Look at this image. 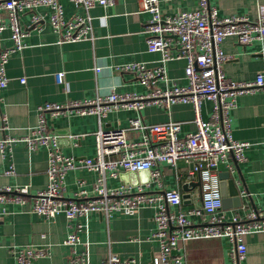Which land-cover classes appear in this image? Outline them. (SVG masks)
<instances>
[{
    "label": "built area",
    "instance_id": "built-area-1",
    "mask_svg": "<svg viewBox=\"0 0 264 264\" xmlns=\"http://www.w3.org/2000/svg\"><path fill=\"white\" fill-rule=\"evenodd\" d=\"M70 1L81 7L83 13L65 18L59 0H0V11H5L7 15V25L1 21L0 30L8 27L11 39L10 45L0 50V91L8 83L6 64L9 56L25 46L30 29L40 30L47 20L53 31L60 35L59 41L93 39L90 10L96 5L107 7L114 3V0ZM137 1L140 9L149 14L145 24V43L149 52L160 53L159 64L147 67L143 62L129 61L116 68L131 73L146 88V92L120 93L112 89L105 95L97 94L92 98L40 105L37 123L28 127L21 137L7 135L0 139V152L5 155L19 141L30 152L44 146L47 151V183L33 193L27 185L1 186L0 203L22 204L30 201L31 210L46 220L64 215L69 228L64 243L70 246L79 242V232L88 229L90 213H100L108 219L114 212L133 215L140 207L148 206L153 209L151 239L158 244L152 256L153 264H185L184 257L177 252L180 242L222 237L233 243L232 257L238 264L245 255V235L264 231V215L252 212L245 219L224 216L218 167L223 163L227 165L229 156L235 162L245 159L244 152L249 142L233 138L229 112L236 104L237 95L264 89V71L257 72L251 81L227 78L223 64L229 55L223 51L221 44L229 36L243 45L263 40L264 5L258 6L257 18L250 19L245 14L219 16L209 0H198L199 6L195 10L173 13L164 12L160 0ZM24 13H29L26 25H22L21 20ZM180 58L186 61L184 73L187 83L159 86L158 81H168L166 62ZM54 79L61 84L63 72H55ZM20 81L24 82V78ZM205 99L212 103L209 120L201 117V102ZM175 103L191 104L194 131L180 135V122L147 123L140 115L146 105L157 104L168 111ZM117 109L135 110L139 115L130 118L129 125L124 128L102 127L103 117ZM46 114L51 118L59 115H96L98 128L94 132V156L76 158L63 154L60 149L62 136L77 141L84 134L62 135L49 129ZM0 115L1 128L6 129L7 119L1 108ZM131 132H140L141 137L131 139ZM179 160L191 163L184 180L190 182L197 177L200 182V204L185 210L177 209L183 201L180 191L163 187L160 167L162 164L175 166ZM78 165L96 173L94 187L91 192L79 189L74 197H66L63 194L65 175ZM227 167L233 170L230 164ZM145 170L149 173L146 182L107 185V178H119L120 172ZM14 172L13 164L4 171L6 174ZM152 185L158 189L151 191ZM84 244L85 250L80 255L72 251L67 264L135 263L133 259H122L111 252L99 263H91L88 242ZM12 252H16L17 264H34L36 258L48 253V248L27 245Z\"/></svg>",
    "mask_w": 264,
    "mask_h": 264
},
{
    "label": "crops",
    "instance_id": "crops-1",
    "mask_svg": "<svg viewBox=\"0 0 264 264\" xmlns=\"http://www.w3.org/2000/svg\"><path fill=\"white\" fill-rule=\"evenodd\" d=\"M65 18L83 9L70 0H59ZM217 9L219 16L245 14L256 19L258 6L264 0H209ZM160 6L166 13L178 10H195L198 0H160ZM41 10L47 11L42 8ZM93 26V39L78 41H59L60 35L53 31L48 21H44L40 30L30 29L25 38V46L9 56L6 64L8 83L0 91L1 112L5 114L8 127L2 129L0 115V139L9 135L21 137L28 127L37 123L38 107L45 102L66 103L69 100L92 98L105 95L112 89L117 92L144 93L146 88L128 72L117 70V66L129 61L143 62L147 67L159 64L160 53L149 52L145 43V24L149 14L140 9L137 0H114L111 6L96 5L90 10ZM29 13L21 17L22 25L28 24ZM7 25L5 11H0V22ZM10 29L0 30V50L10 45ZM229 58L223 64L227 78L236 81L254 80L257 72L264 71V38L249 44L238 43L233 36L226 37L222 44ZM183 58L173 59L165 64L168 81L160 80L161 87L184 85L187 83ZM63 72V82L56 83L54 73ZM24 78V82L20 81ZM201 117L209 120L212 103L201 102ZM47 115V114H46ZM139 113L131 109L113 110L102 119V127H127L129 120ZM147 123L178 121L180 135L195 130L194 111L190 103H175L167 111L157 104L146 105L140 111ZM231 133L234 139L249 142L245 149V159L235 162L232 156L226 164L218 167V175L228 173L238 194L227 193L222 203V212L228 219L248 218L252 212L264 215V89L241 93L236 104L229 112ZM49 129L62 135L84 134L79 140L62 136L60 149L65 155L76 158L93 157L95 154L94 132L98 128V118L94 114L59 115L51 118L47 115ZM131 139L141 137L140 132H131ZM13 164L15 172L4 171ZM47 151L39 146L28 151L23 142L14 143L5 155L0 152V187L27 185L31 193L44 188ZM164 188H175L181 195L189 194L180 207L185 210L200 204V183L198 178L185 184L184 175L191 163L179 160L175 166L160 165ZM148 171L138 173L139 182L148 180ZM96 173L83 165L69 170L64 178L66 197H74L79 189L91 192ZM134 181V180H133ZM120 178H107L108 186H117ZM131 179H129V183ZM187 188V189H186ZM158 187L152 185L151 191ZM153 209L140 207L133 215L121 212L112 213L107 219L100 213H90L88 229L78 233L79 242L75 245L64 243L69 228L64 215L59 214L46 220L31 210L30 201L26 203H0V264H17L15 257L19 249L27 245L47 247L48 253L38 257L34 264H67L72 251L80 255L88 242V259L99 263L111 253L122 259H133L134 264H153L152 256L158 249L156 241L151 239L154 230ZM198 221V218H194ZM244 258L238 264H264V231L245 235ZM233 243L222 238H201L182 241L178 251L184 257L185 264H237L232 257Z\"/></svg>",
    "mask_w": 264,
    "mask_h": 264
},
{
    "label": "water",
    "instance_id": "water-1",
    "mask_svg": "<svg viewBox=\"0 0 264 264\" xmlns=\"http://www.w3.org/2000/svg\"><path fill=\"white\" fill-rule=\"evenodd\" d=\"M142 171L139 172H134V171H125V172H120L119 173V178L123 181V183H129V179H131L130 184H137L138 181H136L135 179L138 177V173H141ZM134 180V181H133ZM198 184L199 179H198ZM188 185L193 186L192 182H188L185 184V187H188ZM187 189V188H186ZM219 189H220V193H221V197H222V203H224L225 201V196L227 193L233 194V195H237L238 191L237 188L234 185V182L232 180V178H230L228 176V173H222L219 174ZM183 199L188 198L189 194H183L181 195Z\"/></svg>",
    "mask_w": 264,
    "mask_h": 264
}]
</instances>
